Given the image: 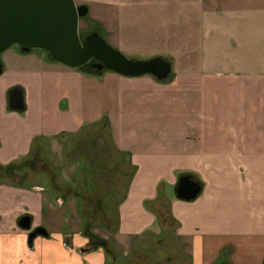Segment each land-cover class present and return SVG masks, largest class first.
Wrapping results in <instances>:
<instances>
[{
  "label": "crops",
  "instance_id": "crops-1",
  "mask_svg": "<svg viewBox=\"0 0 264 264\" xmlns=\"http://www.w3.org/2000/svg\"><path fill=\"white\" fill-rule=\"evenodd\" d=\"M221 10L230 12L215 17L232 21L224 35L230 38L220 42H227L225 60L230 56L234 68L191 70L169 84L152 75H93L54 61L44 50L24 53L15 45L5 51L0 163L26 165L37 147L60 140L64 132H79L85 116L97 105L109 106L112 94L122 115L167 108L170 115L144 128L149 130H143L147 121H133L145 133L136 136L142 145L132 146L137 174L119 205L120 234L133 237L154 226L157 219L145 204L158 196L160 182L173 184L176 192V172L197 171L205 183L196 200L176 193V200H166L169 219L188 242L190 264H264V0H233ZM16 88L23 91L24 110L10 106ZM175 110L179 117L172 116ZM24 215L33 218L31 230L19 225ZM45 215L41 191L0 184V264L108 263L105 245L92 251L78 232H51ZM38 227L50 237L38 236L31 244Z\"/></svg>",
  "mask_w": 264,
  "mask_h": 264
},
{
  "label": "rangeland",
  "instance_id": "rangeland-1",
  "mask_svg": "<svg viewBox=\"0 0 264 264\" xmlns=\"http://www.w3.org/2000/svg\"><path fill=\"white\" fill-rule=\"evenodd\" d=\"M76 2L90 8L89 14L81 19L82 34L101 30L112 46L131 58L163 57L170 60L173 72L168 79L160 81L164 84L172 83L177 75L191 70L227 69L229 72L234 68L230 56L225 60L223 50L227 42H220L225 37L230 38L224 35L230 34L232 21L215 17L229 14L221 9L231 5L233 0ZM216 41L220 47L215 48ZM86 70H90L89 67ZM111 96L109 106L97 105L85 116L79 132H64L60 140L47 145L42 143L43 148L37 147V155L30 156L32 158L21 172L14 171L10 176L0 173V184L41 191L46 213L44 223L51 232H78L90 240L92 251H98L104 245L102 242L107 240V264H190L188 242L181 240L179 225L168 217L166 200H176L177 188L175 192L173 184L166 180L160 182L158 196L145 204L146 209L155 215L157 223L133 237L119 232V205L130 194L137 174L133 147L138 148L137 143L142 145V141L136 138L137 133H145L140 123L133 121H147L143 124L146 131L149 129L145 127L158 117L169 116L170 112L162 107L154 108L152 113L139 108L140 113L132 111L122 115L114 94ZM171 114L179 117L181 111L175 110ZM161 143L157 148L162 147ZM125 144L133 146L132 150H123ZM187 175L204 185L200 172L177 171L176 187L180 178ZM17 176L21 178L14 179ZM134 190L135 187L131 194ZM92 235L98 236L101 244L91 241ZM167 259L173 260L169 263Z\"/></svg>",
  "mask_w": 264,
  "mask_h": 264
},
{
  "label": "water",
  "instance_id": "water-1",
  "mask_svg": "<svg viewBox=\"0 0 264 264\" xmlns=\"http://www.w3.org/2000/svg\"><path fill=\"white\" fill-rule=\"evenodd\" d=\"M90 8L78 5L76 0H0V76L4 73L1 55L17 45L24 53L44 50L51 58L67 67L97 74L115 72L126 77L152 75L164 81L173 72L170 60L157 57L149 60L135 59L112 46L101 30L81 33V19ZM10 106L24 110V94L20 88L10 94ZM203 186L192 176L180 178L177 196L184 201L196 200ZM19 225L31 230L33 218L23 216ZM38 236L50 237L45 227H38L30 234L29 242Z\"/></svg>",
  "mask_w": 264,
  "mask_h": 264
},
{
  "label": "trees",
  "instance_id": "trees-1",
  "mask_svg": "<svg viewBox=\"0 0 264 264\" xmlns=\"http://www.w3.org/2000/svg\"><path fill=\"white\" fill-rule=\"evenodd\" d=\"M51 57V56H50ZM87 72H89L90 74H93V75H100V74H97V73H94V72H92L91 70H86ZM26 165H15V166H8V167H6V166H1L0 165V173H5V174H7V175H11V173L12 172H14V171H20L21 172V170L25 167ZM17 179V178H21L20 176H17V177H14V179ZM23 178V177H22ZM93 236V238L91 237V241H93V242H96V244H101V241H99V240H101L98 236H95V235H92ZM105 241V240H104ZM97 242H99V243H97ZM109 242L108 241H106L105 243L104 242H102V245L104 244L105 245V247L107 248L108 246H109V244H108Z\"/></svg>",
  "mask_w": 264,
  "mask_h": 264
},
{
  "label": "flooded vegetation",
  "instance_id": "flooded-vegetation-1",
  "mask_svg": "<svg viewBox=\"0 0 264 264\" xmlns=\"http://www.w3.org/2000/svg\"><path fill=\"white\" fill-rule=\"evenodd\" d=\"M35 229H37V228H35ZM35 229H33L32 232H33Z\"/></svg>",
  "mask_w": 264,
  "mask_h": 264
}]
</instances>
